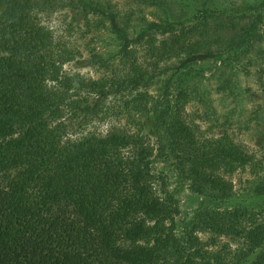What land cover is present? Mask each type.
Wrapping results in <instances>:
<instances>
[{
  "label": "trees",
  "instance_id": "16d2710c",
  "mask_svg": "<svg viewBox=\"0 0 264 264\" xmlns=\"http://www.w3.org/2000/svg\"><path fill=\"white\" fill-rule=\"evenodd\" d=\"M134 2L140 14L102 0H0V264H264L262 210L223 205L235 194L232 176L244 170L264 198V156L257 159L228 135L192 127L183 111L198 90L184 87L180 73L226 56H233L223 63L230 73L243 56L259 63L264 11L240 29L230 11L203 0L187 16L160 21L142 13V5L160 0ZM58 8L76 10L74 20L90 30L116 35L114 55L93 53L83 62L103 67V76L63 69L75 51L58 45L42 22ZM113 59L119 68L109 64ZM162 75L153 99L148 88ZM222 76L230 80L226 71ZM109 97L118 104L105 108ZM102 111L124 115L136 129L66 137L72 124L65 117L86 121ZM154 150L211 203L195 218L194 230L206 239L192 233L175 249L178 203L157 187ZM222 238L228 241L220 244Z\"/></svg>",
  "mask_w": 264,
  "mask_h": 264
},
{
  "label": "rangeland",
  "instance_id": "374dc122",
  "mask_svg": "<svg viewBox=\"0 0 264 264\" xmlns=\"http://www.w3.org/2000/svg\"><path fill=\"white\" fill-rule=\"evenodd\" d=\"M102 1L108 2L107 4L115 9H120L121 12L133 8L136 11L135 14H140L139 7L134 0ZM160 1L161 3L156 5H142V13L148 20L160 21V18L171 20L173 16L177 17L182 14L187 16L200 7L198 0ZM203 1L209 8L230 11L232 14L227 13L229 18L233 22H239L240 29L257 16V11H264V0ZM75 11L58 8L55 11L44 13L42 22L52 30L54 40L58 45L75 51L76 56L64 63L65 71L70 74L80 73L91 78L103 76L105 71L103 67L98 69L83 62L93 53L104 58L114 55L119 48L116 35L108 29L100 28L98 30L94 25L90 30V27H86L83 19L74 20ZM135 20L133 18L132 22ZM260 27H263L258 32L260 41L255 46L258 45L264 55V24ZM237 30H239L238 26ZM158 38L160 39V35ZM226 57L227 59L223 58L219 61L207 60L192 68L180 71L183 86L188 90L193 87L198 90V93L192 95L185 104L183 115L192 127L196 125L204 135L212 137L228 135L236 143H241L249 154H254L257 159H261L264 156V132L262 131L264 127V59H260L259 63H256L257 65H250L247 62L248 58L243 56L240 61L233 64V72L230 73L229 68H224L223 63L232 59L233 56ZM111 63L116 64V68H119L118 61L116 62L115 59L111 60L109 64ZM225 71L230 75V80L226 82L222 76V72ZM165 77L166 75L156 77L148 88V93L153 96V99L159 98L160 88ZM174 86L172 87L173 94L170 97H174L176 94ZM142 100L143 104L147 103V100ZM117 104L109 97L105 102V108ZM151 105L152 102L149 101L148 107ZM127 110L133 113L130 107ZM65 121L72 124V128L67 131L66 137L68 138H78L91 132L105 135L112 127L129 128L131 126L133 130L136 129V124L128 123L130 120L124 115L116 118L107 111H102L94 115L93 118L89 116L86 121H81L78 114H75L71 119L65 117ZM157 152L158 150H154L152 156L153 172L157 175V187L167 191L169 196L175 198L178 203V213H176L173 223L178 242L175 249L186 245L192 233L202 240L206 239L209 234L201 232L199 229L194 230L195 218L200 216L202 207L211 205V203L190 189L189 182L173 164L172 159L159 158ZM252 179L248 170L236 172L232 176L235 194L223 205H246L249 208L262 210V215H264V198L255 195ZM227 241L228 239L222 238L219 243ZM229 243L234 247L233 243L230 241ZM189 246H191L190 243ZM194 249L195 246L190 247L191 252H194ZM172 251L174 250L172 249Z\"/></svg>",
  "mask_w": 264,
  "mask_h": 264
}]
</instances>
